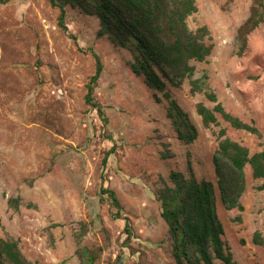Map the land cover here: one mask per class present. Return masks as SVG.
<instances>
[{"label": "rangeland", "instance_id": "rangeland-1", "mask_svg": "<svg viewBox=\"0 0 264 264\" xmlns=\"http://www.w3.org/2000/svg\"><path fill=\"white\" fill-rule=\"evenodd\" d=\"M196 3L188 25L194 32L207 27L214 50L207 62L193 63L195 78L207 72L226 112L264 135V23L247 36L240 31L259 10L258 0ZM260 11L264 18V6ZM68 14L63 32L60 11L48 0H0V238L18 240L31 264H79L76 235L86 225L83 245L102 249L96 264H177L154 192L164 183L172 186L173 172L188 179L191 167L197 180L216 187L217 215L234 261L264 264V246L254 242L257 233L264 240L263 182L247 166L244 210L228 211L213 164L221 130L251 155L264 152V138L237 131L221 117L218 126L205 128L196 106L215 104L192 96L187 80L178 89L167 86L198 131L193 144L179 141L165 94L133 74L131 53L109 36L98 37L97 17L70 7ZM94 53L104 66L95 97L107 126L85 103ZM102 175L133 225L130 243L125 221L114 220L102 199ZM17 197L22 206L15 212L8 200Z\"/></svg>", "mask_w": 264, "mask_h": 264}, {"label": "trees", "instance_id": "trees-1", "mask_svg": "<svg viewBox=\"0 0 264 264\" xmlns=\"http://www.w3.org/2000/svg\"><path fill=\"white\" fill-rule=\"evenodd\" d=\"M50 5L59 9L58 25L61 31L68 32V8L78 9L87 16L97 17L100 21L99 38L109 36L119 47L127 49L133 58L129 67L133 74L145 79L149 89L165 94L169 103L167 117L172 122L179 141L191 145L198 138V131L176 100L167 93V86L181 88L185 81L190 83L192 96L203 95L215 104L213 109L204 103L196 106V113L207 129L219 125V117L237 131H245L258 138H264L254 123L248 124L226 112L218 101V96L210 86L207 72L195 78L196 67L193 63H205L214 50L213 38L207 27L192 31L188 19L198 13L196 0H48ZM257 5L264 4L258 0ZM254 8V7H253ZM254 15L241 28L243 35L257 29L264 18L262 12ZM245 44H243V49ZM96 61L95 74L87 84L85 103L97 111L103 125L109 124L108 118L97 102L95 92L104 72L101 58L93 54ZM159 101V99H157ZM219 146L213 157L217 187L221 201L228 211L244 208L241 198L246 190L247 166L251 168L255 180L263 183L259 190L264 192V152L251 155L248 148L226 136V130L218 134ZM109 151L103 160L104 170L109 164ZM167 158H170L167 157ZM187 179L180 172L170 176L172 186L164 183L156 189L154 196L160 205L161 217L169 228L173 240V256L177 264H238L224 241V226L217 215V196L215 185L206 180L196 179L191 167ZM100 194L109 201L114 220L125 221L127 243L135 240L133 225L123 218L124 209L114 191L105 187L102 175ZM8 206L17 212L22 206L20 197L10 198ZM33 207V205H31ZM76 235V257L79 264H96L102 249H91L83 245V236ZM254 242L264 246L260 233ZM0 264H31L24 256L20 242L11 237L0 238ZM62 264H67L65 261Z\"/></svg>", "mask_w": 264, "mask_h": 264}]
</instances>
